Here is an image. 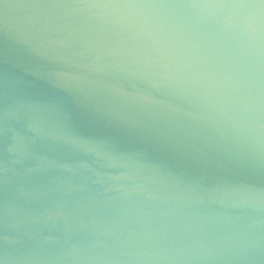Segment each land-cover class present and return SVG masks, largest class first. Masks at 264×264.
I'll use <instances>...</instances> for the list:
<instances>
[{"label": "water", "instance_id": "1", "mask_svg": "<svg viewBox=\"0 0 264 264\" xmlns=\"http://www.w3.org/2000/svg\"><path fill=\"white\" fill-rule=\"evenodd\" d=\"M0 264H264V0H0Z\"/></svg>", "mask_w": 264, "mask_h": 264}]
</instances>
